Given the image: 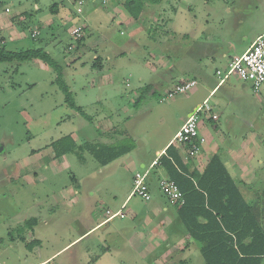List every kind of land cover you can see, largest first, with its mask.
<instances>
[{
    "label": "rangeland",
    "instance_id": "1",
    "mask_svg": "<svg viewBox=\"0 0 264 264\" xmlns=\"http://www.w3.org/2000/svg\"><path fill=\"white\" fill-rule=\"evenodd\" d=\"M112 1L98 2L94 10L87 0L77 13L76 0H0V45L48 51L84 113L65 104L55 71L42 61L0 62V264H161L156 255L166 243L153 255L141 250V239L152 231L142 221L152 201L131 196L134 175L208 96L216 70L227 66L221 49L233 42L229 51L240 54L264 33V0H161L144 7L135 27L114 12ZM77 25H87L80 45L71 35ZM94 54L102 55L103 69L94 66L100 63ZM197 56L199 67L191 66ZM190 79L196 80L190 89L162 99ZM230 82L245 84L237 72ZM217 97L206 98L205 115H220ZM205 115L199 117L209 132L221 120L210 123ZM65 135L75 138L76 147L55 158L52 143ZM85 143L133 148L105 168L79 147ZM73 195L78 202L68 205ZM31 218L36 223L29 227ZM104 218L106 225L77 238ZM184 256L164 264H204L200 254Z\"/></svg>",
    "mask_w": 264,
    "mask_h": 264
},
{
    "label": "crops",
    "instance_id": "2",
    "mask_svg": "<svg viewBox=\"0 0 264 264\" xmlns=\"http://www.w3.org/2000/svg\"><path fill=\"white\" fill-rule=\"evenodd\" d=\"M98 2H100V0L91 2L93 6L92 9L95 10L97 8ZM112 2L114 3V12L125 21H128L129 24L132 23V27H135V20L123 6L124 1L113 0ZM147 5L148 3L145 6ZM142 14H145V11H143ZM93 17L94 16L91 17L92 20L94 19ZM68 18L70 17L68 16ZM96 23H99V21H95V24ZM83 26L84 29L87 28V25ZM1 41L4 42L3 39ZM107 41L110 43L112 42L110 40ZM122 46V44L119 45V47ZM249 46H247V48ZM234 47V43L229 42V48L225 50L221 49L220 51V55L227 58V63L231 56L236 55L229 51L233 50ZM104 53L107 54L106 58L110 59L108 52L103 50L102 54ZM117 53H120V51H116L114 54L116 55ZM96 57H100V63L97 65L94 64V66H97L98 69H103L101 61L102 55L94 54V60ZM190 62L191 66L199 67V56L192 59ZM250 88L252 89L250 83L246 81L245 84H241L240 86H231L230 76L222 83H219L218 79L216 83L211 86L208 96L217 95L221 97L216 98L221 105V113L218 115V113L211 112V114L205 115L204 113V115L205 119L210 123L220 119L219 125L215 123L211 131L206 132L204 131V129H206L204 128L205 126L203 127L200 123L199 132L205 137V142L196 156L188 157L185 155L182 148L179 146L176 147L180 154L181 164L188 175L200 176L212 157L217 156L250 207L251 214V216H245V213L242 211V206L237 205L235 213L227 217L226 222H257V225H259L264 232V86L257 91L258 93L256 94L253 89L251 90ZM198 104L193 106L194 109ZM191 112L189 114H191ZM211 115H215L216 118H212ZM172 138L157 151V155L152 161L143 160L141 163L143 167L148 168L151 163L156 161L150 170V183H148L149 191L152 195L149 200L152 201V204L148 212L142 217V221L149 227H152V231L148 233V236L144 240L141 239V250L143 254L149 253L153 255L160 242L166 243L164 251L162 250L160 254L156 255L158 262L161 264H164L169 258L177 259L176 257H183L185 255L182 259H186L188 256L193 257L195 254L201 255L200 245L190 237L182 223L183 221L179 215L180 203L172 202L166 197L167 200H163L160 197L161 192L158 187V179L165 174L164 170L159 165L158 158L162 155L167 145L170 144ZM73 139L75 138L73 137ZM61 156L56 157L54 152L55 158ZM107 166H109V164L102 165V167L105 168ZM107 171L109 172V170ZM96 190L98 194L102 195L104 198L105 194L102 187L98 186ZM129 196L130 195L125 198L121 206L130 198ZM77 202L78 199L73 195L68 200V205H74L77 204ZM202 215L203 216L199 215L197 220L191 222H222L219 218L214 219L208 214ZM107 219L109 218L94 222L90 228L82 231L77 238L84 236L90 229L98 225L103 227L108 223L106 222ZM115 233L121 235L122 231L115 230ZM246 241L248 242V240ZM51 256L41 260V262L47 260ZM35 263L38 264L39 262H34L32 264ZM263 263L264 255L260 264Z\"/></svg>",
    "mask_w": 264,
    "mask_h": 264
},
{
    "label": "trees",
    "instance_id": "3",
    "mask_svg": "<svg viewBox=\"0 0 264 264\" xmlns=\"http://www.w3.org/2000/svg\"><path fill=\"white\" fill-rule=\"evenodd\" d=\"M160 1L124 0L123 6L133 19H137L147 3H159ZM83 39L84 36L78 39L79 45ZM32 59H38L53 68L56 73L55 81L64 94L65 104L80 115H84L82 107L76 104L63 80L62 66L48 51L43 48L14 51L0 45V62H24ZM96 59L98 60V57ZM147 89L148 85L140 88L134 105L141 103ZM113 129L114 127L111 128ZM52 145L56 157L76 147L70 135L57 139ZM82 146L88 148L101 165L108 164L133 148L132 145L122 144L114 146L85 143L79 145V147ZM158 162L164 170L165 175L163 176L174 180L183 193L184 202L179 206V215L190 237L200 245L204 264L261 263L264 255V232L257 222H226L227 217L235 213L237 205L242 206L245 216H251V214L250 207L217 156L212 157L200 176L188 175L185 172L180 161V154L174 144L167 145L158 158ZM202 214H208L214 219L219 218L222 222H191L197 220L199 215L203 216ZM26 221L29 227L36 223L35 218ZM22 240H24L23 237ZM34 242L36 241L28 242L27 245L31 246Z\"/></svg>",
    "mask_w": 264,
    "mask_h": 264
},
{
    "label": "built area",
    "instance_id": "4",
    "mask_svg": "<svg viewBox=\"0 0 264 264\" xmlns=\"http://www.w3.org/2000/svg\"><path fill=\"white\" fill-rule=\"evenodd\" d=\"M86 1L87 0H76L77 13L83 12ZM88 1L96 2V0ZM106 2L107 0H100L99 4L104 5ZM83 33V25H77L71 30V35L77 40L83 36ZM31 35L35 37L37 33L32 32ZM69 49H72V46H69ZM233 72H237L244 81L249 82L255 92L259 91L264 86V33L258 35L244 52L231 56L224 70H216L219 83L226 80ZM195 84V79L176 83L165 93L162 99L171 98L177 93L185 92ZM206 100L207 99H205L202 104L196 106L191 114L187 116L170 141V144L182 148L185 155L188 157L196 156L205 142V137L199 132V126L201 123L199 115L210 111L208 106L204 110V106L207 103ZM211 117L216 118L215 115H211ZM155 163L156 161L151 163L144 172L135 173L132 194L136 193L144 200H149L151 198L148 183L150 170ZM158 187L160 192L168 200L180 204L184 202L183 193L174 180L162 176L158 179ZM119 215L123 216V213L120 212Z\"/></svg>",
    "mask_w": 264,
    "mask_h": 264
}]
</instances>
